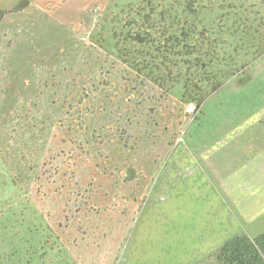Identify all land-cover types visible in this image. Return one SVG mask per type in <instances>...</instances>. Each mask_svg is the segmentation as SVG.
<instances>
[{
  "label": "rangeland",
  "instance_id": "obj_1",
  "mask_svg": "<svg viewBox=\"0 0 264 264\" xmlns=\"http://www.w3.org/2000/svg\"><path fill=\"white\" fill-rule=\"evenodd\" d=\"M180 2L54 0L32 51L21 46L24 34L6 33L0 264H208L173 246L163 186L170 181L174 192L181 174L170 171L183 153H210L209 176L220 181L264 150V0H199V18L181 14ZM166 6L179 15L163 19ZM146 24L155 47L134 57L158 69L139 86L142 78L117 64L116 46ZM200 58L210 79L217 69L226 75L195 81L202 90L192 93L205 99L186 101L184 80ZM166 78L177 81L167 91L149 81ZM135 235L163 237L162 254L132 251Z\"/></svg>",
  "mask_w": 264,
  "mask_h": 264
},
{
  "label": "crops",
  "instance_id": "obj_2",
  "mask_svg": "<svg viewBox=\"0 0 264 264\" xmlns=\"http://www.w3.org/2000/svg\"><path fill=\"white\" fill-rule=\"evenodd\" d=\"M21 1L7 0L0 4V11H7L0 21L6 25L0 31V42L7 43V34L16 29L19 37L25 35L21 46L30 52L34 49V42L42 38V29L48 26L46 18L49 5L54 0H32L26 8L8 13ZM40 25L42 28L39 31ZM44 41L42 48L46 50L49 47L48 37ZM209 155L194 152L183 153L182 159L176 156L179 170L170 172L180 173L181 178L174 185V192L170 181H165L163 186L166 190L163 192V220H171L176 226L174 233L178 241L173 246L176 249H191L199 256H211L237 234L246 233L253 238L264 232V150L247 158L245 163L220 181H214L209 176ZM152 241L155 245L151 244ZM164 245L163 237L153 240L135 235L131 249L146 256L147 250L162 254Z\"/></svg>",
  "mask_w": 264,
  "mask_h": 264
},
{
  "label": "trees",
  "instance_id": "obj_3",
  "mask_svg": "<svg viewBox=\"0 0 264 264\" xmlns=\"http://www.w3.org/2000/svg\"><path fill=\"white\" fill-rule=\"evenodd\" d=\"M32 0H22L16 7H14L10 12H16L20 11L27 6L30 5ZM199 0H183V2H180L178 7L181 8V14L186 15V16H192L194 18H197L200 16V10L198 9V4ZM171 8L170 6H166L165 11L163 12V19L168 18L171 19L172 17V12L175 11V15H179V10L178 8L174 9ZM204 8V6L201 7V10ZM1 16L3 17L7 11H0ZM169 14V15H168ZM199 18V17H198ZM149 19V18H148ZM147 23H149V20H146ZM154 28L151 26H148L147 24L145 26H142L140 30L136 32H129L128 34L125 35V46L121 48L119 45L116 46L117 53L119 54V57L121 59V63H117L119 66L125 67L123 71L126 73H132L134 74V82H136L138 79L142 78L140 81L139 86H146L148 79L146 77H141L145 73L149 76L148 71L150 70V73H152L155 69H158L157 66H155V61L154 60H147V58H136L134 57L135 55H143L144 56V51H146L145 47H147L148 44H151L155 42V40H148L146 37H151L152 36V31ZM184 30H181V34L184 35L183 32ZM192 31V30H191ZM187 36V34H185ZM173 40H178L179 37L171 36ZM158 46H161L159 44ZM103 48L104 46H100ZM152 47H155V45H152ZM106 48V47H105ZM103 48V49H105ZM148 52L145 53L147 55H152V52H150L149 48ZM161 48H157V53L161 52ZM163 49H166L167 47L163 46ZM153 63V64H152ZM188 63V62H187ZM152 66H149L151 65ZM189 64V63H188ZM151 67V68H150ZM194 69L197 71L194 76L189 75L187 79L184 80V89H185V95L184 98L186 101H197L198 103H202V101L205 99L204 94H193L192 91H195L196 89L198 91L202 90V87L198 84L194 85L193 83L196 81L198 83H203L204 81L206 82H211V83H216V79L221 76V72L225 73V71H222L220 69L214 68L215 70L217 69L218 72H214L213 78L210 79V76H212L213 72L211 70V65L208 62H205L204 60H198L196 59L194 63ZM210 68V69H209ZM189 69V68H188ZM209 69V74L206 73V70ZM198 71L200 73L198 75ZM226 75V73H225ZM204 80H203V79ZM198 80V81H197ZM152 85L155 86L154 84L158 85L159 89H162L164 91H167L169 89V83H177L176 80H169L168 78L166 79H154V80H149ZM150 83V84H151ZM240 83V82H239ZM245 83V82H242ZM242 85V84H241ZM213 86V85H212ZM198 87V88H197ZM152 89H154L152 87ZM217 89V88H216ZM132 91H136L135 88L132 89ZM216 91V90H215ZM201 99V100H200ZM120 132V130L117 131V134ZM117 136V135H116ZM113 140V139H112ZM111 142V141H110ZM208 264H264V232L251 238L249 237L246 233H240L237 234L230 239H228L218 250H216L209 258L206 260ZM204 264V262L202 263Z\"/></svg>",
  "mask_w": 264,
  "mask_h": 264
},
{
  "label": "flooded vegetation",
  "instance_id": "obj_4",
  "mask_svg": "<svg viewBox=\"0 0 264 264\" xmlns=\"http://www.w3.org/2000/svg\"><path fill=\"white\" fill-rule=\"evenodd\" d=\"M1 18H2V16H1V13H0V21H1Z\"/></svg>",
  "mask_w": 264,
  "mask_h": 264
},
{
  "label": "water",
  "instance_id": "obj_5",
  "mask_svg": "<svg viewBox=\"0 0 264 264\" xmlns=\"http://www.w3.org/2000/svg\"><path fill=\"white\" fill-rule=\"evenodd\" d=\"M191 109H192V110L194 109L193 106L191 107Z\"/></svg>",
  "mask_w": 264,
  "mask_h": 264
}]
</instances>
